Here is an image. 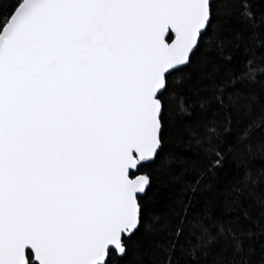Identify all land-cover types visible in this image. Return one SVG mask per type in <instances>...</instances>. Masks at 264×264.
I'll list each match as a JSON object with an SVG mask.
<instances>
[{"label":"snow or ice","instance_id":"snow-or-ice-1","mask_svg":"<svg viewBox=\"0 0 264 264\" xmlns=\"http://www.w3.org/2000/svg\"><path fill=\"white\" fill-rule=\"evenodd\" d=\"M0 264H264V0H0Z\"/></svg>","mask_w":264,"mask_h":264},{"label":"trees","instance_id":"trees-1","mask_svg":"<svg viewBox=\"0 0 264 264\" xmlns=\"http://www.w3.org/2000/svg\"><path fill=\"white\" fill-rule=\"evenodd\" d=\"M193 99H195V98L193 97ZM257 164H258V162H257ZM155 208L157 211H160V212H163L165 210V196L163 193L160 194L158 203L156 204Z\"/></svg>","mask_w":264,"mask_h":264}]
</instances>
